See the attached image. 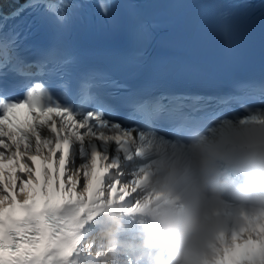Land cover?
Segmentation results:
<instances>
[{"label":"snow or ice","instance_id":"1","mask_svg":"<svg viewBox=\"0 0 264 264\" xmlns=\"http://www.w3.org/2000/svg\"><path fill=\"white\" fill-rule=\"evenodd\" d=\"M77 7L78 4L69 0H29L3 19H15L26 9H32L39 14L51 15L57 23H64L71 10ZM111 7L109 3L100 4L105 15ZM10 43L6 38L3 45L4 67L9 62ZM70 62L67 57L57 60L55 52L35 65L18 61L13 71L23 79L11 88L0 84V173L6 158L13 161L19 158L25 165L26 175L33 176L29 161H35L37 157L50 159L55 155L65 166V171L82 172L84 192L88 193L92 185V195L87 201L74 197L72 187L62 184L58 194L55 192L56 185L50 194L48 172L44 169L45 179L40 182V199L37 200L29 181L17 174L15 178L19 184L14 187L18 188L17 194L23 196L18 215L12 208L5 214L4 204L10 196L6 190L0 193V264H82L79 253L83 236L80 229L93 214L98 202L109 195L119 198L124 191H128L127 185L132 182L130 165L134 158L130 143L135 139L143 140L146 130L125 127V121L115 119V112L100 92L114 82L103 75L88 74L72 89L67 78ZM32 67H36L37 71L26 70ZM52 77L56 80L53 81ZM21 90L23 97L16 96V92ZM20 108L27 109L23 121L17 118ZM137 111L140 122L148 125L153 121L172 119L177 110H169L157 103L142 105ZM6 126L8 131H5ZM134 134L138 135L134 138ZM113 141L114 151H110ZM6 150L11 152L8 157ZM33 150L34 154H31ZM77 157L80 159L79 167L75 163ZM98 158L107 161L104 171L108 174L97 176L93 185L88 169L90 163L96 165ZM109 169L113 171L109 172ZM66 178L70 185L78 182L73 181L70 175ZM135 195L136 192L131 191L124 199L130 200ZM20 242L26 247H22ZM253 243L256 247L249 248ZM237 245L242 250L232 264H264V211L241 212L222 221L209 245L210 256L205 264H226L225 257Z\"/></svg>","mask_w":264,"mask_h":264},{"label":"clouds","instance_id":"2","mask_svg":"<svg viewBox=\"0 0 264 264\" xmlns=\"http://www.w3.org/2000/svg\"><path fill=\"white\" fill-rule=\"evenodd\" d=\"M186 159L162 155L154 164L148 187L160 197L139 209L135 229L124 242L131 264H205L219 226L213 209L224 190L211 179L223 161L240 177L234 201L264 209V125L236 126L212 141H194ZM120 211L103 210L97 235L107 254L101 264H118L115 249L124 232Z\"/></svg>","mask_w":264,"mask_h":264},{"label":"bare ground","instance_id":"3","mask_svg":"<svg viewBox=\"0 0 264 264\" xmlns=\"http://www.w3.org/2000/svg\"><path fill=\"white\" fill-rule=\"evenodd\" d=\"M3 139H5L7 143H11V140H9L7 137H3ZM21 147H23V145H21ZM45 153H47V150H45ZM31 154H34V150ZM10 155L11 152L6 150V157ZM29 166L31 167V165ZM26 171L27 170L25 169L24 163H22L19 158H17L15 161L6 158L3 162V171L0 173V193H4L5 190H8V188L13 191H18V188L14 187V185L19 184L15 177L17 174H19L23 179L28 180L30 176L26 175ZM69 172L71 173V171Z\"/></svg>","mask_w":264,"mask_h":264}]
</instances>
